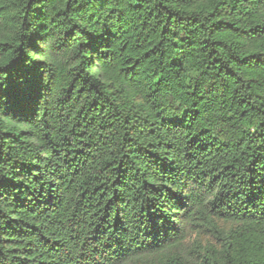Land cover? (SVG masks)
Masks as SVG:
<instances>
[{"label":"trees","instance_id":"trees-1","mask_svg":"<svg viewBox=\"0 0 264 264\" xmlns=\"http://www.w3.org/2000/svg\"><path fill=\"white\" fill-rule=\"evenodd\" d=\"M0 264H264V0H0Z\"/></svg>","mask_w":264,"mask_h":264}]
</instances>
